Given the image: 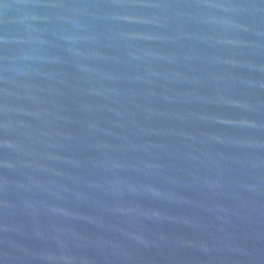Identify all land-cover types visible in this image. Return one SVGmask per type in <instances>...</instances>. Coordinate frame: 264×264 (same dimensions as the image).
Masks as SVG:
<instances>
[{"label":"water","instance_id":"obj_1","mask_svg":"<svg viewBox=\"0 0 264 264\" xmlns=\"http://www.w3.org/2000/svg\"><path fill=\"white\" fill-rule=\"evenodd\" d=\"M0 264H264V0H0Z\"/></svg>","mask_w":264,"mask_h":264}]
</instances>
